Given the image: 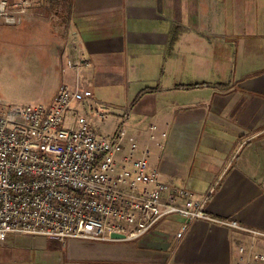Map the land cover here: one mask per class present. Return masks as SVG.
<instances>
[{
  "label": "crops",
  "instance_id": "1",
  "mask_svg": "<svg viewBox=\"0 0 264 264\" xmlns=\"http://www.w3.org/2000/svg\"><path fill=\"white\" fill-rule=\"evenodd\" d=\"M33 1L19 23L0 25V40L16 44L53 85L42 103L61 83L84 78L111 105L115 129L130 108L125 145L137 137L134 155L146 147L163 182L196 197L216 183L209 214L264 230V0ZM183 222L168 215L133 240L8 233L0 264H240L246 233L193 219L177 237Z\"/></svg>",
  "mask_w": 264,
  "mask_h": 264
},
{
  "label": "built area",
  "instance_id": "2",
  "mask_svg": "<svg viewBox=\"0 0 264 264\" xmlns=\"http://www.w3.org/2000/svg\"><path fill=\"white\" fill-rule=\"evenodd\" d=\"M33 5V0H0V25L19 23ZM86 64L68 62L76 69ZM110 106L93 96L84 78L74 87L61 83L49 103L0 104V242L8 233L60 241L133 240L177 214L186 219L177 237L193 219L223 223L249 236V245L238 248L240 264L264 261V250L255 249L264 240L263 229L206 211L216 183L196 197L149 169L146 147L134 155L137 137H129L126 147L123 123L129 107L114 132L98 131L92 118L106 119ZM65 120L70 127L63 126ZM155 138L150 125L147 139Z\"/></svg>",
  "mask_w": 264,
  "mask_h": 264
},
{
  "label": "rangeland",
  "instance_id": "3",
  "mask_svg": "<svg viewBox=\"0 0 264 264\" xmlns=\"http://www.w3.org/2000/svg\"><path fill=\"white\" fill-rule=\"evenodd\" d=\"M18 49L16 44L0 40V104L23 105L47 102L46 92L51 91L53 85L50 86V82L33 69L35 65L27 58L28 55L17 53ZM110 117L108 114L107 119L103 120L108 124L101 126L99 132L108 133L114 128L115 125L109 121ZM71 123L65 120L63 126L68 128Z\"/></svg>",
  "mask_w": 264,
  "mask_h": 264
},
{
  "label": "water",
  "instance_id": "4",
  "mask_svg": "<svg viewBox=\"0 0 264 264\" xmlns=\"http://www.w3.org/2000/svg\"><path fill=\"white\" fill-rule=\"evenodd\" d=\"M110 237H113V238H123V235L117 234V233H111L110 234Z\"/></svg>",
  "mask_w": 264,
  "mask_h": 264
}]
</instances>
